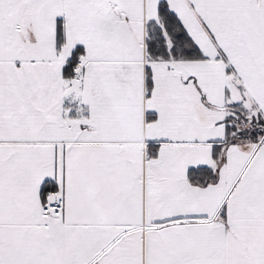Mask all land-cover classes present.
Listing matches in <instances>:
<instances>
[{"label": "snow or ice", "instance_id": "obj_1", "mask_svg": "<svg viewBox=\"0 0 264 264\" xmlns=\"http://www.w3.org/2000/svg\"><path fill=\"white\" fill-rule=\"evenodd\" d=\"M0 264H264V0H0Z\"/></svg>", "mask_w": 264, "mask_h": 264}]
</instances>
